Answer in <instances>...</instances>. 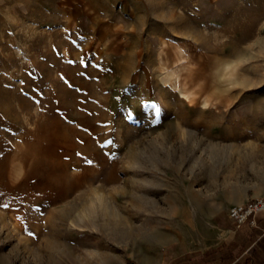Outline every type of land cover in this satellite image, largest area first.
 <instances>
[{
    "label": "rangeland",
    "instance_id": "rangeland-1",
    "mask_svg": "<svg viewBox=\"0 0 264 264\" xmlns=\"http://www.w3.org/2000/svg\"><path fill=\"white\" fill-rule=\"evenodd\" d=\"M262 195L264 0H0V264H141Z\"/></svg>",
    "mask_w": 264,
    "mask_h": 264
},
{
    "label": "crops",
    "instance_id": "crops-1",
    "mask_svg": "<svg viewBox=\"0 0 264 264\" xmlns=\"http://www.w3.org/2000/svg\"><path fill=\"white\" fill-rule=\"evenodd\" d=\"M173 223L160 250L144 254L141 264H264V211L241 224L230 216L200 227L184 217Z\"/></svg>",
    "mask_w": 264,
    "mask_h": 264
},
{
    "label": "built area",
    "instance_id": "built-area-1",
    "mask_svg": "<svg viewBox=\"0 0 264 264\" xmlns=\"http://www.w3.org/2000/svg\"><path fill=\"white\" fill-rule=\"evenodd\" d=\"M264 211V195L256 196L239 204H233L229 208V216L237 223L241 224L248 219L254 222L257 213Z\"/></svg>",
    "mask_w": 264,
    "mask_h": 264
},
{
    "label": "bare ground",
    "instance_id": "bare-ground-1",
    "mask_svg": "<svg viewBox=\"0 0 264 264\" xmlns=\"http://www.w3.org/2000/svg\"><path fill=\"white\" fill-rule=\"evenodd\" d=\"M167 79L164 80V82L168 81L169 83V87L170 89L172 88H176V90H178V92L180 93V95L182 97H185L187 98L188 100H191L192 97H191V91H189L188 88L184 87L182 85V82H181V79H180V76L179 74L177 73V71H175L174 73L172 74H168V76H166ZM206 105L207 104H211L210 100L208 98H206L205 102H204ZM205 105V106H206ZM215 109L216 110H220V107L216 104L214 105Z\"/></svg>",
    "mask_w": 264,
    "mask_h": 264
},
{
    "label": "snow or ice",
    "instance_id": "snow-or-ice-1",
    "mask_svg": "<svg viewBox=\"0 0 264 264\" xmlns=\"http://www.w3.org/2000/svg\"><path fill=\"white\" fill-rule=\"evenodd\" d=\"M79 155V154H78ZM89 163H91V161H89Z\"/></svg>",
    "mask_w": 264,
    "mask_h": 264
}]
</instances>
